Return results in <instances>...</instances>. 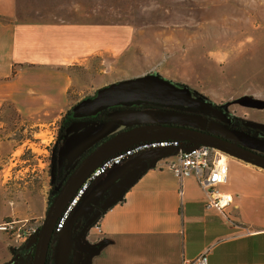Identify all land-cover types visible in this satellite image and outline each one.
I'll return each mask as SVG.
<instances>
[{
  "label": "rangeland",
  "instance_id": "rangeland-1",
  "mask_svg": "<svg viewBox=\"0 0 264 264\" xmlns=\"http://www.w3.org/2000/svg\"><path fill=\"white\" fill-rule=\"evenodd\" d=\"M15 21L79 25L84 32L70 34L73 39L82 36L85 43L64 47L67 88L59 96L36 92L37 99L21 110L0 96V213L3 207L7 212L0 223L14 220L15 230L40 226L50 193L48 162L58 152L54 146L61 118L98 88L124 78L157 73L177 85L190 84L234 115L247 134L214 118L125 106L104 115L107 119L100 122L91 146L136 124L179 122L264 154V0H16ZM24 66L29 65L16 64L14 69ZM28 81L51 87L55 82L35 73ZM98 204L79 211L64 233L54 237L49 264H69L75 239L69 229L78 216L86 220ZM94 231L86 230L85 242L91 243ZM96 240L101 243L103 237L97 234ZM19 242L2 233L4 263L20 252V264H30L28 252L34 244Z\"/></svg>",
  "mask_w": 264,
  "mask_h": 264
},
{
  "label": "crops",
  "instance_id": "crops-1",
  "mask_svg": "<svg viewBox=\"0 0 264 264\" xmlns=\"http://www.w3.org/2000/svg\"><path fill=\"white\" fill-rule=\"evenodd\" d=\"M15 17L16 0H0V96L21 110L22 105L37 99L36 92L52 97L65 92L64 47L84 45L85 39L71 37L70 32H84L79 25L22 24ZM20 63L29 66L15 70L14 65ZM32 73L55 82L52 87L39 86L28 81ZM174 158L175 152L169 150L149 153L88 188L77 213L100 203L109 185L127 168L147 162L134 183L89 227L95 231L87 243L98 248L86 254L82 264H183L206 250L207 264H264V169L231 155L226 158L228 178L219 187L231 193L234 201L223 213L205 206L206 192L194 176L180 179L172 173L166 165ZM6 213L3 207L0 220ZM97 234L103 237L102 244H98ZM5 261L2 252L0 264Z\"/></svg>",
  "mask_w": 264,
  "mask_h": 264
},
{
  "label": "water",
  "instance_id": "water-1",
  "mask_svg": "<svg viewBox=\"0 0 264 264\" xmlns=\"http://www.w3.org/2000/svg\"><path fill=\"white\" fill-rule=\"evenodd\" d=\"M137 101L166 107H180L208 112L211 117L219 121H230V116L222 108L200 96L194 95L188 86L177 85L157 73H146L106 84L98 88L93 96L76 102L72 110L74 115L91 116L106 107ZM96 137L97 133L93 127L86 128L71 139H67L64 144V150L71 157L86 148L89 142L95 140ZM164 138L207 145L264 169V154L223 136L196 127L176 123L151 122L123 128L100 141L93 149L86 153L85 156L72 166V170L64 182L59 183L55 187L56 194L44 213L38 230V236L34 243L30 264H46L50 243L54 236L53 228L58 217L80 184L98 164L118 151L136 143ZM146 167V161L137 162L122 172L109 185L105 197L98 204L97 209L86 218L80 231L77 233L75 251L69 264H81L86 254L97 250V245H91L83 241L86 230L98 220L102 211L120 198ZM20 263L19 254H15L11 262L3 264Z\"/></svg>",
  "mask_w": 264,
  "mask_h": 264
},
{
  "label": "built area",
  "instance_id": "built-area-1",
  "mask_svg": "<svg viewBox=\"0 0 264 264\" xmlns=\"http://www.w3.org/2000/svg\"><path fill=\"white\" fill-rule=\"evenodd\" d=\"M160 150L175 152V158L169 161L166 166L177 178L182 179L191 175L196 178L199 185L206 192V207L215 208L224 213L233 204V195L222 191L219 187L228 178L227 159H221L224 157L221 155L223 152L207 145L186 143L185 141L173 138L148 140L122 149L97 165L80 184L58 217L53 228L54 236H59L65 231L70 219L76 215L86 191L96 180L120 167L129 166L149 153ZM15 222L14 220L1 222L0 232L12 234L13 240L21 241L19 243H22L21 245L23 246L34 244L39 229L31 227L26 230L21 226V228L17 227V230H15ZM183 264H207V250L200 253L194 259L185 261Z\"/></svg>",
  "mask_w": 264,
  "mask_h": 264
},
{
  "label": "flooded vegetation",
  "instance_id": "flooded-vegetation-1",
  "mask_svg": "<svg viewBox=\"0 0 264 264\" xmlns=\"http://www.w3.org/2000/svg\"><path fill=\"white\" fill-rule=\"evenodd\" d=\"M129 103H126V104H119V105H116V106H112L110 108H112L111 111H114L116 109H119V108H122V106L124 107L125 105H127ZM151 104V103H150ZM73 108V106H72ZM72 108H70L68 110V115L66 116V120H71L70 121V124L69 126L67 127V129L65 130V133L63 131V134L62 135H59V144L58 146H54V150H58V152H56V154H51L50 155V159H49V162H48V172H49V175H50V185H51V181H53V186H51V188H53L55 190V187L59 184V183H63L64 180L66 179V177L69 175V173L71 172L72 170V166L78 162L83 156H85L86 153H88L87 151L92 147L91 144L97 139L95 140H92L89 142V144L87 145L86 148L82 149L80 152H78L77 154L69 157V153L67 151L64 150V144L66 142L67 139H71L73 136L77 135L78 133L82 132L84 129L86 128H90V127H93L97 133V136H98V128H99V124L101 121H103V117L104 115L102 116V113L101 111L104 110L102 109L101 111H99L97 114L95 115H91V116H87V115H74L73 113V110ZM106 108H109V107H106ZM105 108V109H106ZM110 111V112H111ZM208 113V112H207ZM209 115V114H208ZM229 115V114H228ZM230 116V121L229 122H223V121H219L221 122L222 124H225L226 126H229V127H233L234 129H236L237 131L239 132H243L245 134H247V132L245 131L244 128H242L241 126H239L238 123H236V121H238L236 119V117H234L233 115H229ZM202 117H207V118H213L211 117L210 115L209 116H206V115H203ZM215 120V118L213 119ZM215 120V121H216ZM73 127L74 126V130H69V127ZM194 127V126H192ZM198 128V127H196ZM199 129H202V130H206V129H203V128H200ZM60 130V128H59ZM64 130V129H63ZM69 130V131H68ZM208 131V130H206ZM210 132V131H209ZM59 133V131H58ZM215 134V133H214ZM218 135V134H217ZM221 136V135H220ZM226 138V137H225ZM233 141V140H232ZM57 142V143H58ZM56 143V144H57ZM238 144H241L239 142H237ZM55 144V145H56ZM243 145V144H241ZM245 146V145H243ZM246 147V146H245ZM248 148V147H247ZM93 149V148H92ZM62 151V152H60ZM255 151V150H254ZM60 153V155H59ZM56 191V190H55ZM56 194V193H55ZM54 194V195H55ZM49 204V203H48ZM47 204V206H48ZM94 211V210H93ZM84 219V217H83ZM85 222V221H84ZM83 220L79 219V222L78 223H74L75 226H76V230L74 231L73 229V226H71V228L69 229V235H71V237L75 236V239L73 240V243H72V246H73V250L75 251V240H76V235L77 233L80 231V228L82 226V224L84 223ZM73 224V223H72ZM68 228V225L66 226V229ZM64 233V232H63ZM54 237L52 238V241L50 243V247L51 245L53 244L54 242ZM84 240V239H83ZM25 246V245H24ZM27 247V246H25ZM50 247H49V251H48V256H47V264H49V261H50V258H51V253H50ZM31 248H33V246H31ZM17 249H21V247L17 248ZM32 250V249H31ZM30 252V251H29ZM28 252V253H29ZM20 253V252H19ZM19 253H16V254H19ZM30 254V253H29ZM74 254V252H73ZM20 256V260L21 259V255L19 254ZM27 256V255H26ZM73 257V255H72ZM25 257L23 258V261H24ZM82 264V263H81Z\"/></svg>",
  "mask_w": 264,
  "mask_h": 264
},
{
  "label": "trees",
  "instance_id": "trees-1",
  "mask_svg": "<svg viewBox=\"0 0 264 264\" xmlns=\"http://www.w3.org/2000/svg\"><path fill=\"white\" fill-rule=\"evenodd\" d=\"M181 86H185V85H181ZM191 91H192V93L194 94V95H196V96H200V97H202L201 95H199V94H196L195 92H193V90L191 89ZM203 98V97H202ZM205 99V98H204ZM212 103V102H211ZM125 106H132V107H140V108H150V109H155V110H159V111H175V112H181V113H184V114H195V115H197V116H203V115H205L204 114V112H202V111H197V110H191V109H186V108H180V107H166V106H161V105H158V104H150V103H147V102H141V101H137V102H132V103H129V104H127V105H125ZM124 106V107H125ZM123 107V106H122ZM112 110V108H104V110H102L101 111V113H102V116L103 115H106V113L107 112H110ZM69 113H68V110H67V112L63 115V117L61 118V120H60V126H59V128H60V130H59V135H62L63 134V131H64V133H65V130L67 129V127L69 126V124H70V121L71 120H66V116L68 115ZM234 116V115H233ZM235 117V116H234ZM107 118H105V116L103 117V120H106ZM163 123H176V124H183V123H179V122H163ZM236 123H240V121L238 120V121H236ZM184 125H187V124H184ZM64 129V130H63ZM107 138V137H106ZM106 138H104V139H106ZM103 139V140H104ZM102 141V140H101ZM100 142V141H99ZM99 142H97V143H95L87 152H89L92 148H94ZM58 144H59V142L55 145L56 147L58 146ZM53 181H51V185H50V193H49V195H48V203H50L51 202V200H52V198H53V196H54V194L56 193V191L53 189V188H51V186H53ZM83 217L85 218V216H78L75 220H74V222H73V224H72V226H73V229H74V231L76 230V226H75V224L76 223H78L79 222V219H81V220H83V222L85 221V219H83ZM97 222V221H96ZM96 222L94 223V224H96ZM75 223V224H74ZM39 227L40 226H38L37 228L39 229ZM31 255H32V253H33V248H32V250H31ZM20 254V253H19ZM20 255H22V254H20ZM71 260H72V258H70L68 261H69V263L71 262ZM46 264H47V262H46Z\"/></svg>",
  "mask_w": 264,
  "mask_h": 264
},
{
  "label": "bare ground",
  "instance_id": "bare-ground-1",
  "mask_svg": "<svg viewBox=\"0 0 264 264\" xmlns=\"http://www.w3.org/2000/svg\"><path fill=\"white\" fill-rule=\"evenodd\" d=\"M222 154H223V153H222ZM222 154H221V155H222ZM222 156H223V155H222ZM225 156H227V158H228V154H227V155L225 154ZM221 159L224 160V159H226V158H225V157H222Z\"/></svg>",
  "mask_w": 264,
  "mask_h": 264
}]
</instances>
